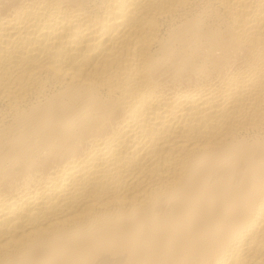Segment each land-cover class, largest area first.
<instances>
[{"label": "bare ground", "instance_id": "obj_1", "mask_svg": "<svg viewBox=\"0 0 264 264\" xmlns=\"http://www.w3.org/2000/svg\"><path fill=\"white\" fill-rule=\"evenodd\" d=\"M0 264H264V0H0Z\"/></svg>", "mask_w": 264, "mask_h": 264}]
</instances>
